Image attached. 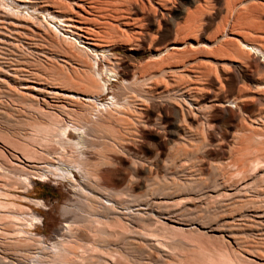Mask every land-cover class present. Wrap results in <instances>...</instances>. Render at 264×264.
<instances>
[{"label": "rangeland", "instance_id": "obj_1", "mask_svg": "<svg viewBox=\"0 0 264 264\" xmlns=\"http://www.w3.org/2000/svg\"><path fill=\"white\" fill-rule=\"evenodd\" d=\"M36 2V11L32 13V10L27 11L23 8L11 9L13 7L11 0H0L1 10L18 13L27 26L24 34H12L10 29L0 22V34L3 33L5 37L7 35L12 46L11 50L4 47L5 50L0 46V79L6 84L0 89V210L5 211L0 212V264H94L93 259H86L91 254H83L80 244L74 238L79 232L88 234L94 222L95 206L91 204L90 198L85 193L75 194L73 198V193L66 185H62L58 180L53 181L52 177L46 183L34 181L32 190L27 194L22 193L23 184L14 175H32L29 167L50 162L53 164L56 161L70 168L78 166L83 169L85 174L83 176L87 178L89 176L90 180L88 190L94 191L96 174L101 177L97 184L99 188L103 187L106 191H123L131 176L129 163L153 157L154 152L148 151L145 144L154 139L148 135L139 139V142L125 144L122 146L125 154H122L121 149L114 147L115 131L107 121L113 123L122 117L123 113H129L132 105L140 99L144 100V107L150 106L152 101L147 100L151 94L147 91L146 83L151 76L162 78L169 74L177 75L175 84L182 86L189 82H197L196 84L214 89L221 100L237 98L243 94V89L253 87L243 79L235 82L229 78V67L224 64L230 60L240 62L236 69L238 72L252 74L254 79L263 81L264 69L255 71L252 58L264 64V55L247 50L241 43L264 51V0H205L200 8L193 4L178 3L168 15L153 17L154 24L151 26L148 20L152 16L153 5L144 0H36ZM46 10H54L65 18L71 17L76 20L80 23L81 29L85 28L82 30L89 37L107 47V50H94L80 44L76 36L52 20L45 13ZM135 10L137 13L133 16ZM189 13L192 15L187 22ZM120 15L133 16L136 20L135 26L143 27V34L147 32L149 38L144 41L143 35L130 36L128 31L122 32L116 21ZM164 31L171 33L164 44L171 40L184 44L187 51L186 59L165 63L161 61L164 58L162 54L158 55L152 50L160 40V33ZM189 42H198L199 45H196L197 48L189 47ZM131 47L135 50H129ZM113 62L116 65V77L113 76V72L105 73V68L110 69ZM5 66L16 71L30 72L33 81H39L47 89L50 87L67 90L82 98L96 100L92 103L78 99L75 107H72L74 111L60 118L61 123L66 122L77 128L88 125L89 122L90 126L94 124L92 127L96 131L88 141L91 146L87 150L86 158H83L84 155L72 145L62 144L63 141L56 137L57 144L54 143L53 137L49 139L48 145H44L41 137L33 135L32 129L43 127L49 117H54V112L31 103L24 91L19 88L17 80L8 76ZM219 66H224V73L220 71ZM191 68L192 74L179 78L184 75L181 70ZM98 72L101 73L103 81L109 79L104 90L101 80L99 81L97 77ZM124 80H128L129 84L121 85ZM256 93L263 97L264 89L261 88ZM111 96L116 100L115 106L111 104ZM155 102L158 100H154ZM96 103L101 107L99 108ZM62 104L58 108H52L62 111L64 110ZM235 106L236 108H230L238 116L234 122H230L218 109L200 117L208 126L207 141L211 145L223 142L221 149L225 151L224 153H219L220 149L208 148L204 156L195 155L189 162H183L182 154L167 152L161 159L175 158L173 167L153 170L145 175L148 181L143 187L134 189L128 195H119L116 200L129 205L158 201V195L154 197L151 193H157L163 188L164 192L180 189L175 184L179 179L173 173L177 168L195 170V177L203 187H210L214 181L221 180L230 185L228 180L231 178L233 188L239 191L244 189L241 182L247 181L248 186L264 192V163L254 166L244 180L231 168V163L240 156L241 149L249 145L250 139L247 135L250 134L248 128L251 127L248 119L254 117L264 120V105H258L256 101L251 100L237 102ZM103 107L107 111L104 109L101 113L99 110ZM91 111L97 113L99 121L94 120L97 117L95 114L91 116ZM161 117L160 115L158 121L165 125L164 118ZM152 118L154 115L150 116L148 111L141 116L143 122H151ZM167 130L159 134L160 138L155 140L157 142L163 140ZM139 131L148 133L140 128ZM225 133L227 136L223 137ZM70 139L75 140V136L72 134ZM26 155L32 157L31 163L23 160ZM104 161L113 163L121 161L122 165L101 169L99 164ZM45 170L47 171V168ZM49 171L51 170L48 169ZM107 172L118 174L119 181L112 182ZM52 173L59 175L53 171ZM74 175L78 180L76 173ZM37 199L44 201L47 210L36 209L33 200ZM138 200L141 201L137 203ZM167 205L171 206L170 209H177L180 203L173 201ZM28 209L34 210L42 219V224L36 226L34 232H28L30 235L24 233L23 221L15 217L19 211L27 213ZM71 220L78 223L67 229L65 225ZM249 226L245 224L242 229L247 230ZM240 244L239 250L230 245L226 246L227 253L235 259L230 264H264V251L251 252L255 247L264 249L263 242L251 237H242ZM181 254L188 255L186 252ZM140 257L143 259L140 264H172L174 259L173 256L162 257L158 253L148 254L144 251H141Z\"/></svg>", "mask_w": 264, "mask_h": 264}, {"label": "bare ground", "instance_id": "obj_2", "mask_svg": "<svg viewBox=\"0 0 264 264\" xmlns=\"http://www.w3.org/2000/svg\"><path fill=\"white\" fill-rule=\"evenodd\" d=\"M144 1L153 5V13L148 20L150 26L154 24L153 17L156 15L161 17L168 15L178 3L193 4L197 6L196 8H200L202 3L205 2V0ZM11 5L13 6L11 9L15 8L19 10L23 8L27 11L32 10L33 13L36 11L37 2L36 0H11ZM45 13L59 25L61 24L65 27L70 34L72 33V35L76 36L80 44L94 50H107V47L102 46L101 43L89 37V35L82 30L85 28L81 29L80 23L71 17L65 18L60 12L54 10H46ZM133 13V16H135L137 10L133 11ZM17 14L18 13H9L0 9V22L6 25L12 34H24L27 30V26L25 21L21 19V16L19 17ZM191 15L190 13L187 15V22L190 20ZM133 16L120 15L116 18V21L122 28V32L126 33L128 31L130 36L143 35L142 38L146 41V38H149V34H147V32L143 34V27L135 26L136 20ZM87 30H89V28ZM1 34L3 35V33ZM1 34L0 46L11 50V39L8 38L7 35L5 37ZM170 35V31L161 32L160 40L155 44L152 50L158 55L162 54L164 58L161 61L165 63L174 60H179L180 62L182 59H186L187 51L184 49V44L176 40H171L167 44H164V42L169 39ZM188 44L189 47L193 48L199 45L198 42H189ZM241 45L251 52L254 50V52L262 56L264 55V51L254 46H249V44L243 42ZM129 50L132 51L135 50V48L131 47ZM170 63L168 65L169 69L171 68ZM224 65L229 67V78L232 81L239 82L240 79H243L244 82L252 84L253 87L243 89V94L237 98L233 97L221 100L217 97L214 89L196 84L197 82H189L185 85L182 84V86L175 84L177 75L169 74L162 78L151 76L148 79L149 82L146 83L147 91L151 94L150 98L147 100L152 101L150 106L144 107V100L140 99L136 101L137 103L135 105H132L130 112L128 111L129 113H123L122 117L115 122L112 123L108 119L109 121H107V123L110 126L112 125L115 131V140L113 141L114 147L121 149L120 152L122 154H125V150L122 148L125 144L135 143L143 136L148 137V135L154 139L145 144L148 151L154 152L153 157L141 160L140 162L132 161L129 163L131 176L123 191H106V189L103 190V187L102 189L99 188L100 186L97 184L101 180V177L96 174L97 182L94 183V191L88 190L87 186L90 180L89 176L88 178L87 176H83L85 175L83 174V169H80L78 166H72V168H70L54 161L53 164H50V162L49 164H37L29 167L32 175H14V177L23 184L24 190L22 193L27 194L30 192L33 188L32 183L34 181L46 183L51 177L53 181L58 180L62 185H66L73 193V198L75 194L79 195L85 193L86 196L90 198L91 204L95 206L93 207L95 208V210L93 209L94 222L88 234L79 232L74 235V238L80 244L83 254H91L86 259H93L94 264H113V262L140 264L143 261L140 257L141 251L148 254L158 253L162 257L173 256L174 259L172 264H230L233 263L232 260L235 259L227 253L226 246L230 245L239 250L242 237L255 238L264 244V192H261L259 188L248 186L247 181L241 182L244 189L240 191L239 189L233 188L234 185L231 178L228 180L230 185H227L225 181L221 180L220 182L212 181L214 184L210 187H203L200 185L198 178L195 177V170L177 168L173 173L179 179V182L176 183L175 181V184H177L180 189H176L174 192H164L165 189L163 188L157 193H151V195L154 194V197L158 195V201H154L150 204H139L138 202L141 200H138L136 201L138 204L129 205L116 200V197L119 195H128L129 192L134 189L143 187L145 182L148 181V177L145 175L153 172V170L157 171L159 168L166 169L168 167H173L175 158L169 160L161 159L162 155L167 152H170V154L171 152L182 154L181 161L183 162H189L195 155L204 156L208 148L220 149L218 152L221 154L224 153L225 151L221 149L223 142L219 141L215 145H211L207 141L209 135L208 126L207 123L201 121L200 117L202 115L218 109L230 122H234L238 116L231 111L230 108H236L235 104L237 102L254 100L258 105H264V96L261 97L259 93H256L261 88L264 89V80L254 79L252 74H242L238 72L236 69L237 66H240V62L236 60H230ZM252 66L255 71L264 69V64L255 58H252ZM181 71L184 75L180 76V79L192 74L193 69ZM220 71L224 73V66L220 67ZM112 72L114 74L113 76L116 77V65L114 62L110 66V69L105 68L106 74ZM6 73L10 78H15L17 80V83L20 85L19 88L24 91V94L31 103L40 108L54 112V117H49L47 123L43 127L32 129L33 135L41 137L43 143H45L44 145H48L50 142L49 139L53 137V139H55L56 137L63 141V143L61 142L62 144L72 145L79 153L81 152V154L84 155H82L83 158H86L87 150L91 146L88 141L91 140L90 138L93 136L92 133L96 131L95 128L92 127L94 124L90 126L91 122H89L88 125H80L81 127L77 128L66 122L61 123L60 118L74 111L72 107H75L74 104L77 103L78 99L92 102L94 98H82L78 94H74L67 90H58V88L48 87L47 89L42 86V83L39 81H33L30 72L28 73L27 71H16L6 67ZM97 77L99 81H102H100V83H102L104 90L106 83L107 85L109 83V79L105 80V78H103L105 80L103 81L101 73L99 72L97 73ZM4 84L5 82L3 79H0V89L4 88ZM120 84L128 85L129 82L128 80H124ZM262 95H264V93ZM113 96H111L110 99L112 101L111 104L116 102ZM154 100H158V102L154 103ZM62 103L64 104L62 108H64L65 111L53 109L58 108ZM125 103H127V101ZM99 106L100 105H98V107ZM98 107L96 106L97 110ZM104 107L99 110L101 113L102 110L105 109ZM126 108L128 110V107ZM146 111L149 112L150 116L154 115L151 122H143L141 120V116ZM93 112L89 113L91 116L95 114L97 117V113H95V111ZM103 115H105V113ZM118 115H120V113ZM160 115L164 118L165 125H162L158 121ZM94 120L99 121V118L97 117ZM248 123L251 127L248 128L250 134L247 135L250 139L249 145L245 148L242 147L243 149L239 148L242 150L240 156L231 163V168L235 169L234 172L236 175L242 176V180H244L246 174H248L250 170L255 168L254 166L264 163V120L250 117ZM139 128L146 130L148 133L145 134L143 131H139ZM166 130L167 133L165 138L157 142L155 139L160 138L158 135L165 133ZM55 134L56 136H54ZM72 134L75 136V140L70 139ZM226 136L227 134L225 133L223 137ZM58 139H55L54 143L56 142L57 144ZM31 158L32 157L26 155L23 160L31 163ZM99 165L102 169L122 165V162L118 161L113 163V161H104ZM99 167L97 169H99ZM43 168H47V171L45 169L43 170ZM48 169L51 171L48 172ZM52 171L59 175H54ZM74 173L78 176V180ZM107 173L108 176L112 178V182L119 181L117 177L118 174H113L111 172ZM192 188L196 189L192 190ZM173 201H178L180 203L179 208L170 209L171 206L167 205V203H172ZM33 202L35 203L36 209L47 210V206L43 200L37 199L33 200ZM0 212L3 211L0 210ZM3 213H5V211ZM18 213L15 214V217L23 221L22 229L25 231V234L28 232L30 233V231L35 230L36 226L42 224L41 217L38 216L34 210L28 209L27 213L21 211ZM211 219L212 221H210ZM77 223V221L71 220L67 222V224L65 223V226L68 229L70 226ZM245 224L250 225L249 229H242ZM91 236L93 238H91ZM254 249L255 251H253ZM263 251L264 249L257 247L251 249L253 253ZM181 252H186L188 255L183 256ZM84 260L85 259H82V261Z\"/></svg>", "mask_w": 264, "mask_h": 264}]
</instances>
